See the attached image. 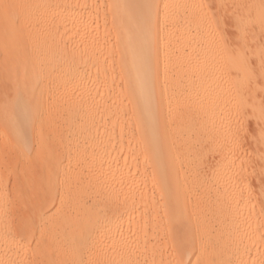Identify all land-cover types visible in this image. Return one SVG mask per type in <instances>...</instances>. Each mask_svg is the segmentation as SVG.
Segmentation results:
<instances>
[{
	"label": "bare ground",
	"instance_id": "1",
	"mask_svg": "<svg viewBox=\"0 0 264 264\" xmlns=\"http://www.w3.org/2000/svg\"><path fill=\"white\" fill-rule=\"evenodd\" d=\"M263 95L264 0H0V264H264Z\"/></svg>",
	"mask_w": 264,
	"mask_h": 264
},
{
	"label": "rangeland",
	"instance_id": "2",
	"mask_svg": "<svg viewBox=\"0 0 264 264\" xmlns=\"http://www.w3.org/2000/svg\"><path fill=\"white\" fill-rule=\"evenodd\" d=\"M261 100H262V103H263V106H264V95L261 97ZM250 145V143H249Z\"/></svg>",
	"mask_w": 264,
	"mask_h": 264
}]
</instances>
